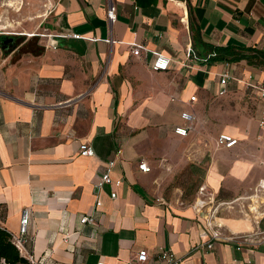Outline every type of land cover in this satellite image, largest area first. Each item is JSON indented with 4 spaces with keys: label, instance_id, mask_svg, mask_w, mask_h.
<instances>
[{
    "label": "crops",
    "instance_id": "crops-1",
    "mask_svg": "<svg viewBox=\"0 0 264 264\" xmlns=\"http://www.w3.org/2000/svg\"><path fill=\"white\" fill-rule=\"evenodd\" d=\"M110 1L113 24L109 0H52L42 33L0 35V227L17 232L28 209V251L59 264H158L162 248L182 264H264V101L248 85L264 65L207 61L215 47L264 53V0ZM15 36L41 47L20 53ZM157 54L167 70H151ZM184 111L196 122L179 135ZM222 133L237 143L217 145ZM111 159L120 185L95 192ZM213 228L233 238L197 247Z\"/></svg>",
    "mask_w": 264,
    "mask_h": 264
},
{
    "label": "built area",
    "instance_id": "built-area-1",
    "mask_svg": "<svg viewBox=\"0 0 264 264\" xmlns=\"http://www.w3.org/2000/svg\"><path fill=\"white\" fill-rule=\"evenodd\" d=\"M106 19L110 24L115 23L116 21V7L112 1L109 0L108 7L106 9ZM69 38H78L76 34H67L66 35ZM140 52L139 47L132 46L131 54L134 56H138ZM170 58L163 55V54H157L155 57V60L151 64V70H167V68L170 65ZM229 79V75L227 73H223L222 77L220 79V84L225 86L227 83V80ZM250 87L251 92L255 93L258 92L264 101V83H253L248 84ZM221 92H225V88H221ZM191 101L195 100V96L192 95L190 97ZM181 118L185 121V124L183 126H178L174 129L175 133L179 135H186V133L189 130H192L194 128V124L196 122V116L193 113L189 112H182ZM260 125L264 127V118L261 119ZM217 145L224 146V147H232L237 143V139L231 137L230 135L226 133L219 134L216 138ZM93 148L88 143H81L79 145V153L84 156H91L93 155ZM121 154V149L116 150V155ZM115 163V159H111L107 162V165L103 168V171L99 177V180L94 184V190L95 192L100 191L104 187V185L107 184H114L116 186L120 185L119 180H113L111 177V170ZM138 169L142 172H149L150 166L146 163L144 160H140L138 162ZM264 189V180H259L257 190L261 191ZM199 193H204V187H199ZM111 198L116 197V192L113 191L110 193ZM212 215V212H211ZM81 224H95V216L93 214H84L79 219ZM28 222H29V213L28 209L24 208L21 211V218L19 222L18 231L11 234V241L12 243L18 248L20 254L27 259L26 264H59L53 260H51L48 257H36L32 252L28 251L27 245L31 241V236L28 232ZM209 225H211L210 222H208ZM232 236H223L220 231L217 229H212L210 233V237L206 243H200L197 245V247H200L202 245L206 246L207 248H212L213 243L216 240H230L232 239ZM64 241L68 242V237H64ZM136 259L138 263H143L148 260V253L145 249H141L137 252ZM156 259L158 264H182L183 257L175 254L169 249H160L156 255ZM0 264H6L4 263V260L0 259ZM97 264H108L105 262H99Z\"/></svg>",
    "mask_w": 264,
    "mask_h": 264
},
{
    "label": "rangeland",
    "instance_id": "rangeland-1",
    "mask_svg": "<svg viewBox=\"0 0 264 264\" xmlns=\"http://www.w3.org/2000/svg\"><path fill=\"white\" fill-rule=\"evenodd\" d=\"M52 0H0V35L14 37L26 34L33 36L34 32L42 33V27L37 29L39 21L47 14ZM13 46L20 53H35L40 48L41 38L15 36Z\"/></svg>",
    "mask_w": 264,
    "mask_h": 264
},
{
    "label": "trees",
    "instance_id": "trees-1",
    "mask_svg": "<svg viewBox=\"0 0 264 264\" xmlns=\"http://www.w3.org/2000/svg\"><path fill=\"white\" fill-rule=\"evenodd\" d=\"M208 60L217 61H239L246 60L251 65H264V53L253 49L224 47L212 48L208 52ZM0 259L6 264H26L27 259L23 257L18 248L11 241V234L5 228L0 227Z\"/></svg>",
    "mask_w": 264,
    "mask_h": 264
},
{
    "label": "bare ground",
    "instance_id": "bare-ground-1",
    "mask_svg": "<svg viewBox=\"0 0 264 264\" xmlns=\"http://www.w3.org/2000/svg\"><path fill=\"white\" fill-rule=\"evenodd\" d=\"M0 28H3L2 25H0ZM244 199H245V198H244ZM263 200H264V199H263ZM216 207H217V206H216ZM216 207H215V208H216ZM260 218H262V217H260ZM209 219H210V218H209Z\"/></svg>",
    "mask_w": 264,
    "mask_h": 264
}]
</instances>
